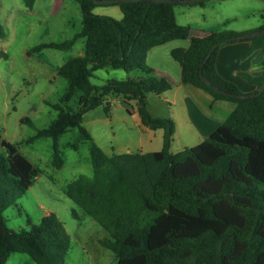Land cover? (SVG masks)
<instances>
[{"label": "trees", "instance_id": "1", "mask_svg": "<svg viewBox=\"0 0 264 264\" xmlns=\"http://www.w3.org/2000/svg\"><path fill=\"white\" fill-rule=\"evenodd\" d=\"M74 1L81 13L80 30L69 40L40 43L32 51L68 49L84 38V54L56 69L67 82L53 105L56 116L26 140L51 138V165L56 169L63 164L57 139L64 132L77 129V139L68 143L73 150L88 142L91 175H80L63 189L79 209V213L71 210L72 217L84 214L108 233L99 243L112 251L116 264H264V91L238 99L213 90L198 75L201 61L215 43L243 33L222 30L190 36V27L176 22V4L168 2L114 3L122 13L116 20L93 13V7L100 5L93 0ZM23 3L31 9L34 0ZM176 39L190 41L187 48L171 51L180 66L181 82L236 105L209 136L171 152L175 123L171 118L152 117L146 101L150 93L170 89L171 83L151 77L145 61L152 48ZM237 41L244 40L221 42L202 72L223 91L243 94L215 68L218 49ZM245 41L252 43L250 52L264 50V34ZM105 67L141 70L146 76L92 85L93 72ZM241 76L255 85L256 92L264 82V69L259 76ZM78 92L73 109L67 104ZM110 94L121 96L124 104L134 100L141 124L162 130L160 150L108 156L94 142L83 126V116ZM104 109L109 110L107 105ZM0 146V264L14 252L28 255L36 264H65L71 240L56 214L48 213L36 224L27 220V229L7 226L4 211L42 172L19 152L18 143L1 139Z\"/></svg>", "mask_w": 264, "mask_h": 264}, {"label": "rangeland", "instance_id": "2", "mask_svg": "<svg viewBox=\"0 0 264 264\" xmlns=\"http://www.w3.org/2000/svg\"><path fill=\"white\" fill-rule=\"evenodd\" d=\"M245 1L206 0L203 5L176 4L174 13L178 24L189 25L192 30L235 32L264 23V19L253 14L263 4L257 1L246 4ZM92 12L116 20L122 18L117 5H96ZM0 26L3 31L0 36V140L18 143L19 152L42 172L32 187L4 211L6 224L12 229H27V220L36 224L44 215L54 213L70 235L65 264H116L112 251L99 243L108 238L107 232L84 214H80L79 219L73 218L71 210L79 213V209L63 192L69 181L80 175H91L88 142L79 143L78 149L73 150L68 143L77 139V129L64 132L57 139L63 164L56 169L51 165V138L26 141L47 127L56 116L53 105L58 103L67 87L66 80L56 74V69L84 54V38H78L68 49H32L40 43L71 39L81 28L79 6L74 0H34L32 8L27 9L23 0H0ZM189 42V39H176L155 47L147 53L145 61L152 69L151 77L164 78L171 83L170 89L159 95L150 93L146 100L152 117L171 118L175 123L171 152L195 146L209 136L216 122L222 123L230 114L211 104L207 93L197 95L181 87L180 66L172 58L171 51L187 48ZM143 76L146 74L141 70L127 72L105 67L93 72L90 83L99 86L109 79ZM239 82L249 86L243 79ZM79 94L76 93L67 105L76 109ZM83 126L103 152H148L162 148V130L145 128L138 117L136 102L131 100L124 104L122 97L115 94L108 95L101 106L86 112ZM5 264L36 263L28 255L14 252Z\"/></svg>", "mask_w": 264, "mask_h": 264}, {"label": "crops", "instance_id": "3", "mask_svg": "<svg viewBox=\"0 0 264 264\" xmlns=\"http://www.w3.org/2000/svg\"><path fill=\"white\" fill-rule=\"evenodd\" d=\"M249 1H257L263 4V6L256 8L253 11V14L256 16L258 15L260 19H264V0H246L245 3L248 4ZM235 6L237 8H240L239 5H235ZM259 24L260 23H257L256 25L254 24V25L246 26L241 29H238L235 32H242L244 34V33L258 30L264 27V23H261L260 25ZM211 31L213 30H206V29H202V30L193 29L192 30V28L190 27V36H203ZM251 45H252L251 41H245V40L224 44L218 49L216 61H215V68L218 74L225 80L233 83L242 93H252L255 89V85L247 82L241 76V74L244 73V74H248L251 76H259L264 69V50L256 49L250 52ZM151 50L149 52H151ZM240 79H243L246 83H248L249 86H246L245 84L239 82ZM181 85H183L181 86L183 90L193 93V94L201 95L203 93H207L203 91L202 89L197 88L193 85L183 84V83H181ZM240 88H244V89H240ZM208 95L211 97V104L213 103L219 108H223L224 110L229 111V112H231L235 108L236 104L232 101L222 100V99H213L210 94ZM193 107H195V105H193ZM193 107H192V110L196 111V109ZM187 111H188L187 114L189 115V107L187 108ZM219 125H221V123L216 122L214 124V127L210 130V133L214 131ZM148 152H151V151H148ZM104 153L108 156H112L114 154H119V153H143V152H136V151L129 152L128 150H126V151H119L118 153H114L113 151H110V152L104 151Z\"/></svg>", "mask_w": 264, "mask_h": 264}, {"label": "water", "instance_id": "4", "mask_svg": "<svg viewBox=\"0 0 264 264\" xmlns=\"http://www.w3.org/2000/svg\"><path fill=\"white\" fill-rule=\"evenodd\" d=\"M200 1H206V0H93L94 3L96 4H114V3H121V2H168V3H172V4H192L195 2H200ZM264 34V28L258 29V30H254L248 33H244V34H240L231 38H227L222 40L221 42H227V41H235V40H245V39H250L253 38L255 36H259ZM221 42H217L215 43L209 50L208 52L205 54L203 60L200 63L199 66V70H198V75L200 80L202 81V83H204L205 85L209 86L210 88H212L213 90L230 96V97H234V98H238V99H247V98H251V97H255V96H259L263 91H264V82L263 84H261L256 92L253 93H243V94H234V93H228L223 91L222 89L216 87L215 85H213L210 80L203 74L202 70H203V66L206 63V61L208 60V58L210 57V55L212 54V52L219 46V44Z\"/></svg>", "mask_w": 264, "mask_h": 264}]
</instances>
